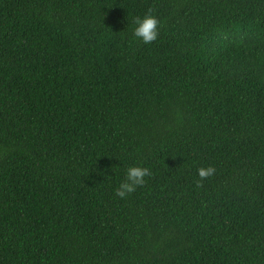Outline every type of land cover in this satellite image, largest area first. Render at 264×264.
Masks as SVG:
<instances>
[{
    "label": "trees",
    "instance_id": "1",
    "mask_svg": "<svg viewBox=\"0 0 264 264\" xmlns=\"http://www.w3.org/2000/svg\"><path fill=\"white\" fill-rule=\"evenodd\" d=\"M0 264H264V0H0Z\"/></svg>",
    "mask_w": 264,
    "mask_h": 264
},
{
    "label": "clouds",
    "instance_id": "2",
    "mask_svg": "<svg viewBox=\"0 0 264 264\" xmlns=\"http://www.w3.org/2000/svg\"><path fill=\"white\" fill-rule=\"evenodd\" d=\"M154 9L149 8L143 17H134L133 37L145 45L154 43L159 37L160 21L153 14ZM215 168L211 165L197 168L196 180L197 187L201 186L205 180H208L215 174ZM151 175L150 169L138 165L130 166L126 169L125 179L119 183L115 189V195L118 198L125 199L137 188L145 184V178Z\"/></svg>",
    "mask_w": 264,
    "mask_h": 264
}]
</instances>
